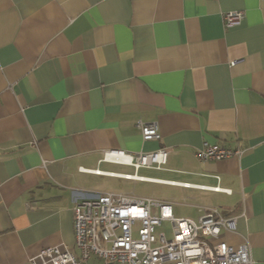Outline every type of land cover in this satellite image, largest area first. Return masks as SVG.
<instances>
[{
	"label": "crops",
	"instance_id": "obj_1",
	"mask_svg": "<svg viewBox=\"0 0 264 264\" xmlns=\"http://www.w3.org/2000/svg\"><path fill=\"white\" fill-rule=\"evenodd\" d=\"M205 142L243 153L202 161ZM161 149L159 168L106 156ZM104 192L218 209L264 264V0H0V264L73 247L75 201Z\"/></svg>",
	"mask_w": 264,
	"mask_h": 264
},
{
	"label": "built area",
	"instance_id": "obj_2",
	"mask_svg": "<svg viewBox=\"0 0 264 264\" xmlns=\"http://www.w3.org/2000/svg\"><path fill=\"white\" fill-rule=\"evenodd\" d=\"M244 19L242 12L224 14L226 27ZM137 126L144 141L160 140L157 123L139 121ZM242 153L241 149L205 142L197 156L208 161ZM106 156H126L137 168H159L167 160L162 149L135 157L121 151ZM73 213L74 246L47 247L31 258L30 264H89L92 258L103 264H253L247 242L232 246L219 238L223 230H235L236 218L215 208L202 210L194 220L175 216L172 206L164 201L104 192L76 200ZM163 222L171 224V238L156 233Z\"/></svg>",
	"mask_w": 264,
	"mask_h": 264
},
{
	"label": "rangeland",
	"instance_id": "obj_3",
	"mask_svg": "<svg viewBox=\"0 0 264 264\" xmlns=\"http://www.w3.org/2000/svg\"><path fill=\"white\" fill-rule=\"evenodd\" d=\"M140 173H144V171L141 170ZM107 184L110 187V189L113 191L134 192L136 195L146 196L151 198L165 199L167 198L168 194H174L172 192H169L170 190H168L166 186L162 187L153 183H140L135 186L133 183L120 184V182L116 180H112L109 181ZM173 209H174V214L177 217H181V218L193 217L196 220L198 219L197 213L185 205L173 204ZM161 232H164L168 238H171L173 235V229L171 224L168 222H163L160 227L156 228V233H161ZM89 264H103V263L96 258H92L89 261Z\"/></svg>",
	"mask_w": 264,
	"mask_h": 264
},
{
	"label": "bare ground",
	"instance_id": "obj_4",
	"mask_svg": "<svg viewBox=\"0 0 264 264\" xmlns=\"http://www.w3.org/2000/svg\"><path fill=\"white\" fill-rule=\"evenodd\" d=\"M112 159L118 160V161H126L129 162L130 158L126 157V156H115V157H111Z\"/></svg>",
	"mask_w": 264,
	"mask_h": 264
}]
</instances>
